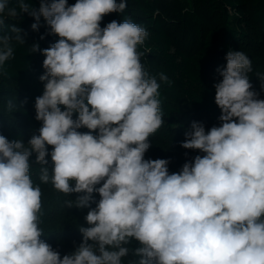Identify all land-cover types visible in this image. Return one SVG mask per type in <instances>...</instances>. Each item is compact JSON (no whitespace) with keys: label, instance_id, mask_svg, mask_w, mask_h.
Listing matches in <instances>:
<instances>
[{"label":"clouds","instance_id":"1","mask_svg":"<svg viewBox=\"0 0 264 264\" xmlns=\"http://www.w3.org/2000/svg\"><path fill=\"white\" fill-rule=\"evenodd\" d=\"M17 3L0 0V30L5 14L15 20L28 13L33 30L42 16L60 39L42 50L39 135L28 147L0 135V264H121L129 253L123 245L132 239L141 245L134 250L138 264H264V99L251 90L249 57L227 53L214 86L221 124L206 131L193 122L181 146L204 155L170 174L169 160L145 159L148 138L163 123L160 85L137 51L149 33L130 20L100 26L105 15L123 12L126 0L71 6L41 0L38 11ZM11 39L0 35V69L13 55ZM46 146H52L51 177ZM33 153L42 182L81 193L76 207H90L94 192L100 196L85 217L90 227L79 229L82 242L63 257L40 239L41 190L29 175Z\"/></svg>","mask_w":264,"mask_h":264},{"label":"trees","instance_id":"2","mask_svg":"<svg viewBox=\"0 0 264 264\" xmlns=\"http://www.w3.org/2000/svg\"><path fill=\"white\" fill-rule=\"evenodd\" d=\"M162 1L165 0H126L123 12L105 15L100 26L103 28L113 20H130L149 33L144 43L137 46V51L143 53L140 60L144 71L160 85L158 99L162 126L169 130L173 127L172 104L186 103L190 112L201 117L209 105L206 90L209 74L227 63L229 51H239L240 43L251 29L264 39V0H168L166 6ZM25 3L38 11L41 0H25ZM67 3L71 6L76 0H67ZM9 6H18L17 0H9ZM170 9L183 12L194 27L195 37L189 38L182 30L175 33L173 21L167 23ZM4 18L0 35L12 37L13 55L0 69V135L9 141H23L39 135L42 127L43 122L36 119L35 109V100L42 96L46 83L40 80L46 71L42 50L60 37L51 32L42 16L37 30L32 29L36 20L28 13H21L15 20L6 14ZM12 26L18 27L20 33L11 31ZM18 34L23 40L16 39ZM188 40L190 46L196 42L195 49L184 51L182 44ZM34 45L39 46L35 52L32 50ZM100 186L102 184L96 185ZM79 195L81 193H75L76 199ZM92 195L94 199H100L98 193ZM132 240L133 244L140 245Z\"/></svg>","mask_w":264,"mask_h":264},{"label":"rangeland","instance_id":"3","mask_svg":"<svg viewBox=\"0 0 264 264\" xmlns=\"http://www.w3.org/2000/svg\"><path fill=\"white\" fill-rule=\"evenodd\" d=\"M168 0L161 3L166 6ZM165 3V4H164ZM171 10V9H170ZM171 22L172 26L176 28L175 33L184 31L189 34V38L195 37L194 27L192 23L183 16V12L179 9H173L167 17V23ZM216 32V31H215ZM183 42L182 49L194 50L196 42L190 44ZM251 60L252 71L248 73V78L252 84L253 91L259 94L258 98L264 99V39L255 29L250 30L248 37L243 40L239 47ZM226 68V64L219 66L209 74L206 83V90L208 96V108L201 117H197L190 112L186 103H178L171 105V118L172 126L166 130L162 125L153 134L149 136L150 148L145 153V159H167L169 160L168 169L169 173H178L186 162L194 160L195 156L201 152L199 150L184 149L181 143L185 140V133L191 131L193 122L202 123L205 130H209L212 126H220L221 115L220 108L215 103V84L222 80V76L218 70ZM61 110H65L64 106H60ZM78 117V113H73V119ZM81 133L89 132L86 127L77 129ZM93 135L98 134V130L92 132ZM30 139H25L22 142L28 147ZM49 155L46 157L49 169V176L52 175L53 163L51 161L50 153L52 146H46ZM29 175L33 181L34 186H39L41 190V209L38 213L39 228L42 231L41 240L50 244L54 250L58 251L63 257L66 254L73 253L83 240L80 228L90 227L87 224L84 216L91 208L96 206L99 198L94 199L95 202L91 203L90 207L79 208L75 206L76 196L75 193L65 194L56 190L51 183H44L40 180L41 165L36 163V154L33 153L30 158ZM103 182H101L102 184ZM74 186V182H73ZM72 203V207H68V203ZM79 219V220H78ZM84 219V220H83ZM77 220V221H76ZM129 248V253L121 258V264H138L139 257L134 254L137 244H133V240L129 244L123 245Z\"/></svg>","mask_w":264,"mask_h":264}]
</instances>
